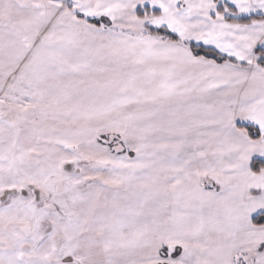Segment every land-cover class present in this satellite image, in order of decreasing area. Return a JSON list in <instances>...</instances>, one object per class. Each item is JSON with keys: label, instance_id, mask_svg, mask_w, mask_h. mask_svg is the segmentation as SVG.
I'll return each mask as SVG.
<instances>
[{"label": "snow or ice", "instance_id": "6c2138e0", "mask_svg": "<svg viewBox=\"0 0 264 264\" xmlns=\"http://www.w3.org/2000/svg\"><path fill=\"white\" fill-rule=\"evenodd\" d=\"M0 264H264V0H0Z\"/></svg>", "mask_w": 264, "mask_h": 264}]
</instances>
